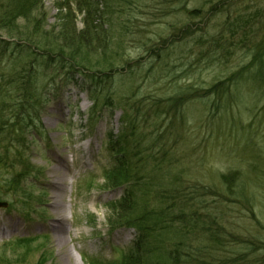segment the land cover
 <instances>
[{"label": "rangeland", "instance_id": "374dc122", "mask_svg": "<svg viewBox=\"0 0 264 264\" xmlns=\"http://www.w3.org/2000/svg\"><path fill=\"white\" fill-rule=\"evenodd\" d=\"M59 1L43 0L47 33ZM110 24L117 68L102 76L0 31V264L116 262L132 248L138 229L108 225L125 191L104 187L113 143L149 188L135 191L134 216L152 215L151 263L177 250V264H264V172L248 169L264 162V93L241 72L264 0H144ZM232 171L227 198L220 176ZM167 210L174 223L157 220Z\"/></svg>", "mask_w": 264, "mask_h": 264}, {"label": "trees", "instance_id": "16d2710c", "mask_svg": "<svg viewBox=\"0 0 264 264\" xmlns=\"http://www.w3.org/2000/svg\"><path fill=\"white\" fill-rule=\"evenodd\" d=\"M142 1L144 0H61L57 5L58 24L47 33L44 30L45 14L43 0H8V3L12 4V7L1 11L0 31L8 40L20 38L19 41L23 39L31 43L28 39H35L39 41L35 43V47L38 50L44 51L47 54L60 53L59 57L66 59V63H73L75 66L83 67L86 71L94 72L95 69L99 68V71L96 73L102 76L104 73L108 74L116 70L114 69L116 67L115 61L112 58L113 56L110 55L112 27L111 24L109 28L104 27V23L110 22L112 13L121 12L123 4L134 5L137 2L141 5ZM176 1L179 2V0ZM76 14L81 16L82 23L80 28H77L75 25ZM18 20H21L23 23L20 28L15 26ZM204 41L210 42L209 47L212 48L220 40L219 38L212 37V35H208ZM41 43L46 46L41 47ZM24 46L26 45H20V47ZM47 47L54 48L55 50H47ZM248 55L252 58L250 61L252 63L249 62V64L242 67L241 72L244 70L247 74L246 78L242 79L243 83L250 81L259 89L260 93H264V32L252 44ZM233 82L235 81H231V84ZM222 85H215L212 89H209L208 93L218 95L220 93L218 89ZM223 86L228 90L232 85L224 84ZM190 90L193 89L188 88L186 90L187 93ZM186 96L184 95V97ZM104 105L109 108L112 107L107 102ZM123 122L126 123V121ZM109 147V152L116 151V154L112 160L114 164L112 163V166L104 170V187L106 190L125 188V191L121 199L112 201L107 206L110 215L108 225L111 228L133 227L138 229L139 235L132 248L119 261L104 262L92 259L86 264H156L155 262L151 263L150 257L146 255L148 251L146 243L148 239L153 238L151 235L153 229L147 226V224L149 225L148 222L152 219V215L142 209L138 210L142 214L141 216H134L137 205L135 191L147 193L149 188L145 187L147 184L139 182L140 177L137 176L136 171L131 166L127 151L123 148L115 149L118 147L117 143L109 144ZM3 155L2 152L0 154V164L3 163L1 162ZM248 169L252 170V172H264V162L262 164L260 162L258 165V162L254 161L251 165H248ZM220 177L225 187L226 197H233L235 193L233 187L236 182L238 185V172H227L221 174ZM12 185L17 186L16 183ZM241 189L243 190L242 187ZM241 189L238 187V191H241ZM169 214L174 213H168L167 210V212L157 213L156 218L157 220L163 219V221H167L168 223H174ZM154 223L158 225L163 224L160 222ZM17 241L19 242H16V240L9 241V245L14 246L15 242L18 243L17 245H22L26 242V240L19 239ZM6 246L7 244L5 243L2 248L6 249ZM177 254V250L168 253L167 260L170 264H177Z\"/></svg>", "mask_w": 264, "mask_h": 264}, {"label": "bare ground", "instance_id": "6f19581e", "mask_svg": "<svg viewBox=\"0 0 264 264\" xmlns=\"http://www.w3.org/2000/svg\"><path fill=\"white\" fill-rule=\"evenodd\" d=\"M54 185H55V188H56V192L61 191L60 188H59V186L57 185V183H55ZM55 207H57V206H55ZM62 220L63 219L58 220V224H59L58 225V228L60 227L61 230L64 229V227H63V221Z\"/></svg>", "mask_w": 264, "mask_h": 264}, {"label": "water", "instance_id": "95a60500", "mask_svg": "<svg viewBox=\"0 0 264 264\" xmlns=\"http://www.w3.org/2000/svg\"><path fill=\"white\" fill-rule=\"evenodd\" d=\"M0 206H5L4 204H0Z\"/></svg>", "mask_w": 264, "mask_h": 264}]
</instances>
